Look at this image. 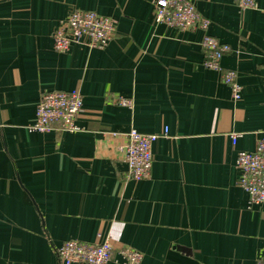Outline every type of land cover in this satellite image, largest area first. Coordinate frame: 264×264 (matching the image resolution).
Instances as JSON below:
<instances>
[{
    "label": "crops",
    "instance_id": "obj_1",
    "mask_svg": "<svg viewBox=\"0 0 264 264\" xmlns=\"http://www.w3.org/2000/svg\"><path fill=\"white\" fill-rule=\"evenodd\" d=\"M157 1L0 0V264H63L58 249L71 240H110L115 256L132 248L141 264H258L264 254V203L250 207L236 166L264 138V0L243 12L236 0H191L232 49L221 65L238 74L237 102L204 65L203 33L158 24ZM75 10L115 21L105 49H54ZM75 90L79 131L30 130L44 93ZM165 128L150 179L130 180L123 135Z\"/></svg>",
    "mask_w": 264,
    "mask_h": 264
},
{
    "label": "built area",
    "instance_id": "obj_2",
    "mask_svg": "<svg viewBox=\"0 0 264 264\" xmlns=\"http://www.w3.org/2000/svg\"><path fill=\"white\" fill-rule=\"evenodd\" d=\"M240 11L255 8V0H236ZM155 19L160 25H166L179 31H201V47L205 53L204 65L207 69L220 72L222 81L228 85L235 102L240 101L241 86L238 74L223 69L221 62L231 52L228 44L209 33L211 22L203 16L191 0H158L155 3ZM117 34L116 23L94 11L75 10L62 19L53 34L54 49L58 53H68L75 45H84L90 49H105ZM84 97L80 91H52L44 93L37 106L36 118L29 127L31 131L48 133L56 127L63 132L79 131L77 119L83 110ZM120 104L129 106L130 100L120 99ZM165 128L160 134H143L136 129L124 134L125 144L121 147L123 161L127 165V177L132 181L148 180L154 162L152 147L162 137H168ZM114 138L118 134H112ZM240 135L232 134L236 144ZM240 172L238 185L249 195L250 207L264 203V138L257 142L252 152H240L237 158ZM115 256L110 240L102 243H84L78 240L65 242L58 255L63 264H141L143 255L132 248H123ZM120 257V259H118ZM258 264H264V254Z\"/></svg>",
    "mask_w": 264,
    "mask_h": 264
}]
</instances>
